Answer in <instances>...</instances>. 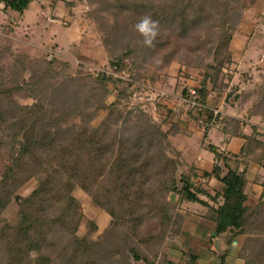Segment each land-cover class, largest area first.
Here are the masks:
<instances>
[{
	"label": "trees",
	"instance_id": "trees-1",
	"mask_svg": "<svg viewBox=\"0 0 264 264\" xmlns=\"http://www.w3.org/2000/svg\"><path fill=\"white\" fill-rule=\"evenodd\" d=\"M0 1L12 10L23 13L34 0ZM129 3L132 8L129 12L138 15L129 13L132 19L129 24L135 25L141 17L150 16L158 24L161 22L158 36L153 46L145 45L143 37L136 30H127V26L119 24L117 14L121 13L117 12L115 27L106 29V38L121 44L124 51L111 61V65L116 71H121L124 59L134 55V63H139L141 57L145 60L155 58L156 66L161 68L176 58L181 48L188 50V61L196 68H204V73L199 76L198 85L192 86L188 79L179 84L185 97H190V88L196 89V99L204 107L201 110H189V115L196 120L200 117L207 123L204 136L208 138L218 117L214 112L216 100L212 98L214 101L211 104L209 102L210 83L220 92L225 87L221 78L222 69L232 60L229 46L244 12L249 8L247 2L131 0ZM122 6L124 8L126 5ZM212 55L215 64L207 62V58ZM42 75L34 81H45L49 73ZM137 78H141L139 73ZM93 80L96 87L93 88L89 83V89L91 95L92 90H98V95L94 96L96 103L89 97L84 99V107L80 106L76 94H68L70 84L64 86L66 82L57 83L55 92L61 91L59 95L65 96L64 103L49 108L39 103L31 109L29 120L21 118L12 123L16 126L15 142L8 156L10 164L0 179V212L13 198L21 206L19 222L9 228L12 231V240L8 241L12 248L9 264H52V259L43 254L36 259L30 258L31 252H40L42 246L43 233L36 231L46 221L52 220L67 227L72 223L75 233L82 216L78 200L73 195L77 186L105 208L115 222L127 225L135 233L143 223L157 219L160 228L157 237L153 239L150 231L148 235L151 240L158 242L164 239L170 225L175 226L176 231L183 228L188 211L180 209L182 202L199 203L208 208L204 216L215 223L216 236L229 232L227 245L237 235L246 236L238 254L244 259V264H264V201L256 207L247 205L245 189L250 162L261 160L264 156V141L259 139L258 127L252 125L254 131L251 134L243 133L240 121L235 119L230 129H224L228 134L227 141L234 136L245 139L238 153L222 150L212 141L209 143L215 162L211 171H204L202 177L207 181L212 178L218 181L211 193L196 182L198 169L181 159L182 153L173 146L170 132L151 121L143 111L136 119L137 131L134 135H123L119 129H113V124L126 119L121 106L122 98H128L131 92L130 82L124 85L125 80L121 77L103 73ZM108 82L113 83L118 90L117 100L110 104L105 102V96L109 93L106 89ZM69 98L76 102L68 103ZM258 102L264 106V90ZM91 104L96 106L94 114L89 110ZM100 109H108L107 116L100 125H91ZM168 110L171 128L179 130L173 111L170 108ZM43 171L46 175L40 177L39 184L29 196L16 194L26 181ZM171 193L178 197L174 203L166 198ZM211 200L222 202L216 206L210 203ZM53 208L58 209L59 213L49 219L48 212ZM93 226L96 228V225ZM74 243L75 249L67 264H96L98 251L95 241L75 237ZM119 250L120 247L115 248L112 254ZM129 252L136 261L154 264L137 248L130 247ZM188 255L191 262L196 264L197 256L192 253ZM227 255V251L221 255L219 264H226ZM125 259L124 256L123 264H135Z\"/></svg>",
	"mask_w": 264,
	"mask_h": 264
},
{
	"label": "rangeland",
	"instance_id": "rangeland-1",
	"mask_svg": "<svg viewBox=\"0 0 264 264\" xmlns=\"http://www.w3.org/2000/svg\"><path fill=\"white\" fill-rule=\"evenodd\" d=\"M130 1L34 0L23 13L12 10L0 1V179L10 164L8 156L15 142L16 126L12 123L21 118L29 120L31 109L39 103L48 108L64 103L65 96L59 95L60 90L55 92L57 83L66 82L64 86L70 84L68 94H76L80 106L84 107V99L89 97L96 103L94 96L98 95V90H92L91 95L89 83L94 88L93 79L99 73L121 77L125 80L124 85L131 83L128 98H122L121 107L126 119L113 124V129H119L123 135H134L137 131L136 119L143 111L151 121L170 132L173 146L182 153L181 159L197 169L198 166L205 168L208 161L215 160L214 153L209 150V143H220L224 137L223 130L230 129L235 119L240 121L241 127L244 126L248 134L254 131L251 123L258 124L257 131L264 140V106L258 102L264 90V0H245L249 8L244 12L229 46L232 60L222 69L221 78L225 87L220 92L210 83L209 102L211 104L213 99L216 100L214 112L218 117L208 138L204 136L206 128L190 117L188 106L181 102L183 94L179 82L188 79L192 86L198 85L199 76L204 73V68H196L188 61V50L181 48L180 55L161 68L156 66L155 58L145 60L141 57L139 63H134V55L124 59L121 71H116L111 65V61L120 56L124 49L121 44L108 40L105 31L116 24L117 12L121 13L117 14L119 24L127 26V30H135V25L129 24L132 22L129 13L138 15L129 12L132 9ZM122 5L126 6L123 8ZM209 61L215 64L214 55L207 58ZM46 72L50 76L45 81H34ZM138 73L140 79L137 78ZM65 79L73 81H63ZM106 89L109 93L105 96V102L113 103L118 98V90L111 82L107 83ZM237 95L241 98L238 99ZM72 99L69 98L68 103L76 102ZM95 108L91 104L89 110L94 114ZM168 108L173 111L179 130L171 128ZM108 112V109H100L91 125H100ZM45 175L43 171L33 176L16 194L29 196L39 184L40 177ZM196 182L205 189L210 185L199 173ZM73 195L78 200L79 213L82 214L75 233L72 231V223L67 227L52 220L46 221L36 231L43 233L40 252L33 250L30 258L36 259L43 254L52 259V264H67L75 249V237H78L92 239L97 243L96 264H123L124 256L125 260L129 259L135 264H148L144 260L136 261L129 252L130 247L140 250L154 264H194L188 255L191 248L184 241L189 237L185 228L190 217L195 219L196 215L204 216L207 207L199 203L182 202L180 209L188 211L183 228L176 231V227L170 225L164 239L158 242L153 240L160 229L157 219L143 223L135 233L127 225L115 222L107 210L81 187L77 186ZM166 198L174 203L178 197L171 193ZM210 203L218 206L220 201L211 200ZM20 208V204L13 198L0 212V264H9L12 258V248L8 243L12 240V231L9 228L19 222ZM58 213L56 208L49 210V219ZM149 231L153 235L152 240ZM229 235L226 232L215 238L219 243H216L214 249L216 254L221 251L220 242L228 239ZM119 247L120 250L112 254ZM215 257L197 259L196 264H219L214 261ZM218 257L221 261V257ZM226 258L229 259L228 255ZM226 264L233 262L226 261Z\"/></svg>",
	"mask_w": 264,
	"mask_h": 264
},
{
	"label": "crops",
	"instance_id": "crops-1",
	"mask_svg": "<svg viewBox=\"0 0 264 264\" xmlns=\"http://www.w3.org/2000/svg\"><path fill=\"white\" fill-rule=\"evenodd\" d=\"M237 38H241L237 36ZM252 125L259 126L258 124L251 123ZM243 133H247L245 131V127L242 126ZM224 137L220 140V143H217L221 149L228 150L231 153H238L243 145L245 144V139L242 137H231L229 141H227L228 134L224 132ZM261 139V137H259ZM263 140V139H261ZM264 141V140H263ZM221 145H224L223 147ZM258 152V151H257ZM212 153V152H211ZM215 160L208 161L206 163L205 168H201L198 166V173L199 175H203L204 171H211L213 168ZM207 181V179L204 178ZM207 185L206 189L209 192H213L214 188L217 187L218 181L215 178H212ZM205 185V184H204ZM246 192L248 195L246 204L251 207H256L261 201H264V156L261 160L254 159L250 162L247 170V184H246ZM222 200H220L221 202ZM187 236L184 241L188 243L187 245L190 246V252L197 256V259L203 258H213L215 257L214 261H218L219 257L224 252H228V258L226 261L233 262V264H244V259L238 256V252L240 251L241 247L243 246L246 236L245 235H237L230 244L227 245L226 239L220 242V253L216 254L215 247L217 240H215V223L210 219L206 218L205 216L196 215V218L190 217L188 219L187 228ZM219 245V243H217ZM216 254V255H215Z\"/></svg>",
	"mask_w": 264,
	"mask_h": 264
},
{
	"label": "clouds",
	"instance_id": "clouds-1",
	"mask_svg": "<svg viewBox=\"0 0 264 264\" xmlns=\"http://www.w3.org/2000/svg\"><path fill=\"white\" fill-rule=\"evenodd\" d=\"M135 30L143 37L145 45L153 46V42L158 36V21L153 20L150 16H145L135 24Z\"/></svg>",
	"mask_w": 264,
	"mask_h": 264
},
{
	"label": "built area",
	"instance_id": "built-area-1",
	"mask_svg": "<svg viewBox=\"0 0 264 264\" xmlns=\"http://www.w3.org/2000/svg\"><path fill=\"white\" fill-rule=\"evenodd\" d=\"M190 92V97H185L182 96V103L186 104L188 106V111L189 110H201L204 106L196 99V89L194 87L190 88L189 90ZM174 111L176 112V110L174 109ZM199 123H201L204 127L207 126V123L199 117L198 119Z\"/></svg>",
	"mask_w": 264,
	"mask_h": 264
}]
</instances>
